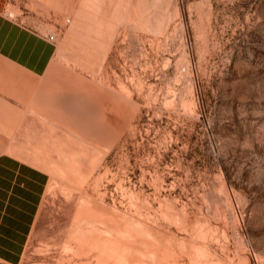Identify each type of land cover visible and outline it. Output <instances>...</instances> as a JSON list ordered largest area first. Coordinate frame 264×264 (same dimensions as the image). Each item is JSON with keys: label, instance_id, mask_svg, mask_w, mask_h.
Here are the masks:
<instances>
[{"label": "rangeland", "instance_id": "obj_1", "mask_svg": "<svg viewBox=\"0 0 264 264\" xmlns=\"http://www.w3.org/2000/svg\"><path fill=\"white\" fill-rule=\"evenodd\" d=\"M55 13L29 95L0 91V155L45 177L0 264H264V0Z\"/></svg>", "mask_w": 264, "mask_h": 264}, {"label": "crops", "instance_id": "obj_2", "mask_svg": "<svg viewBox=\"0 0 264 264\" xmlns=\"http://www.w3.org/2000/svg\"><path fill=\"white\" fill-rule=\"evenodd\" d=\"M55 12L56 0H0L2 93L21 101L32 90L30 83L45 72L52 42L42 38L41 25ZM43 176L38 168L0 155V237L8 228L13 236L8 241L17 240L34 225L45 187Z\"/></svg>", "mask_w": 264, "mask_h": 264}, {"label": "built area", "instance_id": "obj_3", "mask_svg": "<svg viewBox=\"0 0 264 264\" xmlns=\"http://www.w3.org/2000/svg\"><path fill=\"white\" fill-rule=\"evenodd\" d=\"M48 39H49V40H53V39H54L53 35H49V36H48Z\"/></svg>", "mask_w": 264, "mask_h": 264}, {"label": "bare ground", "instance_id": "obj_4", "mask_svg": "<svg viewBox=\"0 0 264 264\" xmlns=\"http://www.w3.org/2000/svg\"><path fill=\"white\" fill-rule=\"evenodd\" d=\"M192 262V261H191ZM152 264V263H151Z\"/></svg>", "mask_w": 264, "mask_h": 264}]
</instances>
